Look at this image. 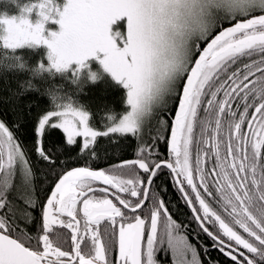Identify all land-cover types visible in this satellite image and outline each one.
I'll return each mask as SVG.
<instances>
[{
	"label": "snow or ice",
	"instance_id": "1",
	"mask_svg": "<svg viewBox=\"0 0 264 264\" xmlns=\"http://www.w3.org/2000/svg\"><path fill=\"white\" fill-rule=\"evenodd\" d=\"M0 264H264V0H0Z\"/></svg>",
	"mask_w": 264,
	"mask_h": 264
},
{
	"label": "trees",
	"instance_id": "2",
	"mask_svg": "<svg viewBox=\"0 0 264 264\" xmlns=\"http://www.w3.org/2000/svg\"><path fill=\"white\" fill-rule=\"evenodd\" d=\"M99 96H100L99 89H91L89 90V96L86 97L85 99H95L98 98ZM106 99H108L109 103H115L117 109L120 108L119 101L114 95H109L108 97H106ZM26 135L27 134H22V138H26ZM128 155L129 157H131L132 155L130 150L128 152ZM106 163L107 161H101L99 162V166H104ZM157 183L164 184L166 186L167 190L162 191V196L168 202V206L170 208L173 218L182 225H188V227L184 229V231L188 235L189 241L197 246L210 243V241H207L203 236H200V239L197 240L196 225L191 221L190 211L189 209L186 208L180 194L177 192L176 188L169 182L167 177H161L160 180L157 181ZM201 251H203V248H201ZM212 255L216 258L223 259L215 251L212 252Z\"/></svg>",
	"mask_w": 264,
	"mask_h": 264
}]
</instances>
